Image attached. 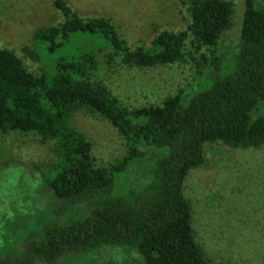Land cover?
Listing matches in <instances>:
<instances>
[{
	"label": "trees",
	"instance_id": "1",
	"mask_svg": "<svg viewBox=\"0 0 264 264\" xmlns=\"http://www.w3.org/2000/svg\"><path fill=\"white\" fill-rule=\"evenodd\" d=\"M54 6L63 19L39 28L34 48H24L41 70L28 69L14 48H0V133L54 140L57 161L46 173L47 191L64 206L97 204L84 220L44 223L40 236H31L19 255L0 264H33L37 258L54 263L64 253L103 244L135 248L141 264H210L196 240L183 183L189 169L203 163L206 142L264 145V6L245 0L231 71L215 73L188 102L179 93L143 106L122 102L99 76L101 69L188 58L198 75L219 68L216 56L203 49L215 47L232 28L235 1L188 0L184 30H161L149 46L135 48L110 17L84 16L67 0H55ZM81 109L108 120L125 139L127 151L111 167L96 165L93 142L75 126ZM146 146L170 149L152 169L153 181L113 194L115 173L146 156Z\"/></svg>",
	"mask_w": 264,
	"mask_h": 264
},
{
	"label": "rangeland",
	"instance_id": "2",
	"mask_svg": "<svg viewBox=\"0 0 264 264\" xmlns=\"http://www.w3.org/2000/svg\"><path fill=\"white\" fill-rule=\"evenodd\" d=\"M54 1L0 0V48H14L31 71L41 70L40 65L24 48H34L39 28L63 19ZM67 1L84 16L110 17L132 48L149 46L161 30H184L190 21L188 0ZM234 1L232 28L215 47L203 49L210 58L216 56L219 68L205 69L198 75L195 61L188 58L149 67H103L99 76L129 106L160 104L167 96L179 93L188 102L212 83L215 73L233 69L245 14V0ZM255 4L264 6V0H255ZM74 124L93 142L96 165L111 167L125 155V139L99 114L81 109ZM54 146V140L43 143L21 132L0 133V260L19 255L31 236L42 234L44 223L84 220L97 204L90 201L64 206L47 191L46 173L57 161ZM153 148L146 146V156L115 173L113 194L137 191L153 181L152 169L170 153L169 147ZM183 188L192 207L196 240L210 264H264V145L232 147L221 141L206 142L204 161L189 169ZM142 262L143 256L135 248L103 244L64 253L54 263L37 258L33 264Z\"/></svg>",
	"mask_w": 264,
	"mask_h": 264
}]
</instances>
